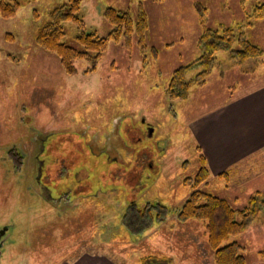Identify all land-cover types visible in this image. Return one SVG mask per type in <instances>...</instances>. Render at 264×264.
Returning a JSON list of instances; mask_svg holds the SVG:
<instances>
[{"label": "rangeland", "instance_id": "rangeland-1", "mask_svg": "<svg viewBox=\"0 0 264 264\" xmlns=\"http://www.w3.org/2000/svg\"><path fill=\"white\" fill-rule=\"evenodd\" d=\"M20 1L14 17H0V230L8 228L0 264H71L82 254L103 256L111 264H140L146 255L169 264H213L202 224L177 219L190 193L184 181L195 177L203 156L209 177L198 189L242 209L252 195L264 193V146L216 173L195 130L219 109L258 95L264 88V54L238 62L218 51L204 83L191 85L185 100H171L166 90L174 71L201 57L204 28L233 27L264 52V19L246 20L257 1L83 0L85 28L99 37L112 29L103 17L106 8L128 10L135 20L141 2L145 49L136 34L121 37L108 43L94 71L86 73L90 64L77 60L72 75L34 43L47 12L64 0ZM63 28V43L80 49L75 25ZM201 71L193 67L186 80ZM19 150L24 157L13 167L7 156H20ZM36 154L44 164L45 191L51 199L71 200L73 210L60 214L29 185ZM83 192L89 201L79 196ZM145 208L154 210L153 221L134 220V211ZM155 213L164 220L157 221ZM231 240L244 248L247 264H264L258 256L264 249V214Z\"/></svg>", "mask_w": 264, "mask_h": 264}, {"label": "trees", "instance_id": "trees-1", "mask_svg": "<svg viewBox=\"0 0 264 264\" xmlns=\"http://www.w3.org/2000/svg\"><path fill=\"white\" fill-rule=\"evenodd\" d=\"M256 1L254 8L246 13L248 24L251 20L264 19V0ZM82 2L83 0H64L49 10L45 21L37 28L34 36V43L38 47L58 58L64 73L75 74L74 62L77 60H84L90 64L86 73L94 71L108 43L118 42L121 37L129 40L136 34L141 50L145 49L142 39L147 30V16L141 2L135 20L128 10L106 8L103 17L110 23L112 29L105 37L87 32L81 16ZM20 5V0H0V17L4 19L14 17ZM67 22L73 23L77 29L74 41L80 49L66 45L62 41L63 23ZM198 45L203 52L201 57L194 64L173 72L166 90L171 100H185L191 85L204 83L215 60L214 54L218 51H227L230 59L238 62L258 58L264 54L260 48L243 39L241 34H235V28L228 26H220L217 30L204 28ZM235 46L238 49H235ZM195 66L202 68V71L194 80L187 81L186 74ZM200 161V168L195 177L186 178L184 181V184L190 187V193L177 211V219L185 224L188 222L202 224L205 245L212 254L213 264H247L244 248L231 239L245 233L251 224L259 220L260 214H264V193L252 195L244 208L234 209L225 199L198 189L209 177L203 156L200 157ZM149 208L136 210L138 217H148L150 222L153 221L154 210ZM155 214L159 217L157 221L164 220V217L160 218L159 214ZM258 256L264 258V249L258 252ZM140 264H169V260L167 262L166 259L146 255L140 258Z\"/></svg>", "mask_w": 264, "mask_h": 264}, {"label": "crops", "instance_id": "crops-1", "mask_svg": "<svg viewBox=\"0 0 264 264\" xmlns=\"http://www.w3.org/2000/svg\"><path fill=\"white\" fill-rule=\"evenodd\" d=\"M218 111L195 130L199 147L216 173L240 160L245 153L259 151L264 146V88L253 98L241 99L240 105L234 102ZM250 123H253L251 129ZM71 264L111 262L103 256L82 254Z\"/></svg>", "mask_w": 264, "mask_h": 264}, {"label": "flooded vegetation", "instance_id": "flooded-vegetation-1", "mask_svg": "<svg viewBox=\"0 0 264 264\" xmlns=\"http://www.w3.org/2000/svg\"><path fill=\"white\" fill-rule=\"evenodd\" d=\"M41 149H42V146H40V148H39V150L41 151ZM103 151H106V150H103ZM19 152H20V156H17L16 158H12L11 157V155H10V152H9V154H8V158H10V165H11V163L13 164V167H15L14 166V161H15V159L16 160H20V158H23L24 157V154L22 153V151L21 150H19ZM15 155H16V153H14ZM107 154V153H106ZM108 156V155H107ZM34 161L36 162V169H35V171H36V174L34 173H30L31 174V178L28 180V183H29V185H33V186H36L37 187V189H36V193H37V197L39 198V199H42V200H46V201H49V202H52V204H53V208L55 209V210H60V214H63V213H66V211L68 210V209H74L75 208V206H71V204H70V201L71 200H66V201H62V198H59V197H57L56 199L54 198H50L49 197V194H48V192H46L47 191V187L46 186H44L43 185V183H42V181L41 180H43L42 179V170H43V166H44V164H43V162L40 160V157L38 156V154H36L35 156H34ZM24 160H22V162L20 161L19 162V164H20V167H23V165H24ZM23 164V165H22ZM10 165H8V167H11ZM7 167V166H6ZM11 172H12V174L13 175H16L17 174V170L15 169H12L11 170ZM75 178L76 179H78L76 176H75ZM87 179H88V177H87ZM79 180V179H78ZM84 181H85V183H86V178L84 179ZM16 182V186H18V184H19V182L18 181H15ZM79 183L80 182V180L79 181H76V183ZM88 186H86L85 185V188L89 191V187H90V185L88 184V183H86ZM15 186V185H14ZM47 188V189H46ZM85 189V193L87 192V190ZM46 190V191H45ZM78 193H80V192H78ZM100 193L101 194H103V193H105L104 191H101L100 190ZM71 194V193H70ZM67 195V197L69 198L70 197V199H72L71 197H72V195ZM77 194V193H76ZM46 195V197H44ZM89 195H90V193H89ZM104 195H106V197L108 198V199H110V197H109V195H108V193H106V194H104ZM76 195L74 194L73 195V198L75 197ZM80 197H83V199H85V200H88L89 201V199H90V196L88 197V199L85 197V195H84V192L83 193H81V195H79ZM66 197V198H67ZM134 202V201H133ZM133 202H132V205H133ZM134 208V207H133ZM124 214V213H123ZM125 215H121V217H124ZM134 220L137 218V213L134 211ZM123 219V218H122ZM121 219V220H122ZM132 221H133V219H132ZM128 224L129 223H122V221H121V223H120V225H123V226H125L126 228H127V226H128ZM127 225V226H126ZM7 227H4L3 229H1L0 230V249H1V246L3 245V243H4V238H5V234H6V232H7ZM116 229H117V226H116ZM129 229V228H128ZM1 232H3L2 234H1Z\"/></svg>", "mask_w": 264, "mask_h": 264}, {"label": "water", "instance_id": "water-1", "mask_svg": "<svg viewBox=\"0 0 264 264\" xmlns=\"http://www.w3.org/2000/svg\"><path fill=\"white\" fill-rule=\"evenodd\" d=\"M3 232H1V234H2Z\"/></svg>", "mask_w": 264, "mask_h": 264}]
</instances>
